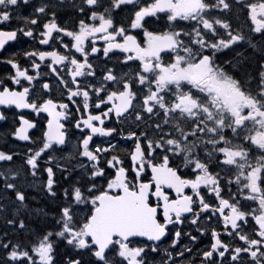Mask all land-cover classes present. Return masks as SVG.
Returning <instances> with one entry per match:
<instances>
[{
  "label": "snow or ice",
  "instance_id": "1",
  "mask_svg": "<svg viewBox=\"0 0 264 264\" xmlns=\"http://www.w3.org/2000/svg\"><path fill=\"white\" fill-rule=\"evenodd\" d=\"M30 2L0 0V51L18 34L47 46L23 52L27 67L16 53L0 55V64L10 66L0 78V106L30 109L45 120L41 136L32 141L29 129L37 122L17 113L19 126L11 135L37 145L27 150L26 171L33 177L46 173L44 189L59 203L51 228L33 235L29 244L0 238L6 253L2 264H56L59 242L71 249L63 264H83L84 253L90 264H153L150 253L160 256L158 264H185V253L191 255L192 249L181 247L179 240L184 235L195 242L197 236L176 226L189 217L201 234L207 230L199 226L203 217L209 225L222 226L230 238L222 240L217 227H211V243L200 253V264H225L226 254L229 264H264V48L255 77L242 76L238 62L220 61L217 55L244 43L256 49L254 36L264 40V0H80L73 5L77 19L71 26L58 22L51 0L33 5L30 16L21 15L17 9ZM233 4L245 12L249 35L223 17ZM125 9L126 19L117 21L115 13ZM161 18L166 27L150 29ZM13 20L24 26L11 27ZM101 51L135 68L117 74L105 67L97 81L93 60ZM42 65L48 69L44 75L62 90L60 99L51 97ZM37 91L41 96L34 98ZM129 115L137 130L106 124L122 125ZM6 118L0 111V121ZM141 122L155 135L139 130ZM66 124L79 138L75 154L55 165L69 181L58 193L51 165L53 153L67 143ZM115 135L132 143L130 167L118 155L107 157L114 147L110 142L92 146L96 136L110 141ZM14 155L0 151V162L10 165ZM77 156L88 163L72 165ZM173 156L182 158L190 169L187 175L170 166ZM76 167L83 175L73 179ZM19 176L11 167L0 171L4 189L23 207ZM6 223L20 231L27 228L19 215ZM170 226L175 231L162 250Z\"/></svg>",
  "mask_w": 264,
  "mask_h": 264
},
{
  "label": "flooded vegetation",
  "instance_id": "2",
  "mask_svg": "<svg viewBox=\"0 0 264 264\" xmlns=\"http://www.w3.org/2000/svg\"><path fill=\"white\" fill-rule=\"evenodd\" d=\"M41 2L42 0H31L28 6L21 7L20 9H17V11L21 15L30 16L33 13V5L39 4ZM51 3L54 6V10L57 12L59 23L71 26L77 19V10L73 5L74 3L78 5L80 3V0H62V2L61 0H51ZM127 15L128 12L126 9L122 11L118 10L115 13V18L117 21H121L126 19ZM222 15L232 23L234 29H242L246 35H249L248 24L250 22L247 20L246 14L242 10V8L237 7L235 4H233L231 11H226L222 13ZM41 19H43V17ZM16 26L24 25L22 22L18 23L17 21L13 20L11 27ZM149 27L150 29L163 30L166 27L164 18L151 23ZM253 39L255 40V43L257 45L256 49H253L249 47L247 43H244L239 48H236L233 51L224 50L223 54L217 53L220 61H223L224 59H232L234 63L238 62V64L241 65L240 73L242 76L247 74V76L255 77L257 65L262 58L260 49L264 48V40L260 39L258 36H254ZM102 43V41L97 42L98 46H102ZM34 48L38 50H46L47 46L39 45L37 41H34L28 37H24L22 34H18L17 40L9 42V44L6 45L5 50L0 51V55L9 56L12 53H16L21 65L27 67L28 61L27 58L23 56V52L30 51ZM237 52L240 53L239 57L236 56ZM165 59H167V57H165ZM93 64L96 66L97 81L102 78V73L105 67L114 68L117 74H122L125 72L131 74L132 69L135 68V65H122L117 59V56H112L111 59L105 58L102 54V51L99 54L98 58L93 60ZM9 68L10 66L0 64V78H4L7 76ZM47 72L48 69L42 65L41 73L43 75V78L49 80L51 84V97L60 99L62 96V90L57 87L56 81L53 77L44 75ZM254 86L255 80H253V87ZM37 89H39V85H37ZM40 96L41 93L37 91L34 98H38ZM70 107H72V105H70ZM0 111L4 112L7 117L5 120L0 121V151L17 154L14 155L13 162L10 165L6 163H0V171L7 170L9 167L18 170L20 172V176L16 181L17 187L22 190L26 196L24 206L21 207L15 201L14 194L11 191H6L3 187V182L0 181V205L3 206L2 208H0V224L2 225L0 227V233L2 235L0 238H6L12 240L13 242L27 245L33 238V235L38 234L42 230H48L49 228H51L53 223V221L51 220V214L55 211V203H59V200L53 202L44 189V184L46 183L47 179L46 173L42 172L36 177H33L29 172L26 171L23 161L27 154V150L29 147H36L37 145L29 141H20L13 137L11 133L15 129V127L19 126L18 116L16 115L17 113H22L26 118L33 119L37 122V127L35 129H29V135L32 138V141H36L41 136L42 129L45 127V120L38 118L35 113L31 112L30 109H15L14 106L12 108L0 106ZM41 115L43 117H46L47 114ZM106 124H108L109 126L123 127L125 132H127L128 130H137V122L134 120V115L126 116L122 125H115L114 121L111 124L106 121ZM66 127L68 129L67 143L65 146H61L63 148V151L53 153V155L56 157V160L53 161L51 165L56 172L55 179L59 182L57 186L58 193L64 187L68 186L69 181H66L64 179L63 174L55 167V165L57 162L60 164H65V160L61 159V157H67L70 154H75V146L79 138L78 131L75 130L71 124H66ZM139 130L149 131L150 135H155L151 132L150 129L146 127V122H141L139 124ZM109 142L114 147L109 150L107 157L110 158L112 155H118L124 162V166L130 167L128 149L132 147L131 141H126L119 135L113 136L110 141L106 137L96 136L93 139L92 146L95 147L96 144H99L101 145V147H104ZM201 155H203V153H201ZM45 159L47 158L45 157ZM101 159L103 161L105 158L102 156ZM77 160L88 163L86 158L77 156V158L72 161V165H76ZM101 166L106 167L103 162L101 163ZM170 166L177 168L182 175H187L190 172V169L185 168L181 157H170ZM109 171L114 172V170ZM78 175H83V170L79 167H76L73 179L77 178ZM97 183L98 185H102L104 184V181L97 180ZM165 190L169 191L171 195L174 196V193L171 190ZM186 191L189 193L191 192L190 189H186ZM37 210L42 211L38 212ZM44 212L49 213V216L45 217L43 215ZM15 215H19L25 220V223L27 225V228L25 230H17L13 226L6 223L7 219L12 218ZM190 219L191 217L185 220L183 224H178L176 228L180 229L182 233H191L192 235H196L197 240L195 242H191L187 236L182 235L179 240V245L181 247L187 246L192 249L191 255L185 253V264H188L189 261H194V264H200L202 259L200 253L206 247H209L211 243V227H217V231L221 233L222 240L228 241L230 238L223 234L222 226L218 227L215 223L209 225L203 217H201L200 219L199 226L205 227L207 230L205 231V233L201 234L197 231V226L190 223ZM174 231L175 229H172L170 226L169 239H165L164 242L160 245L162 250L168 248L170 244L171 234ZM5 233H7L6 237L4 236ZM177 250L179 251L180 248H178ZM69 251H71V249L67 248L63 242H59L56 245L55 252L56 264H63L65 254ZM82 255L83 264H90L91 258L88 256V254L84 253ZM5 256L6 253L4 252V250L0 249V264H2V262L4 261ZM149 258L153 260V264H158L160 256L157 255L153 257V255L150 253ZM177 259L179 260V258ZM229 259L230 258H227L226 254L225 264H229Z\"/></svg>",
  "mask_w": 264,
  "mask_h": 264
}]
</instances>
